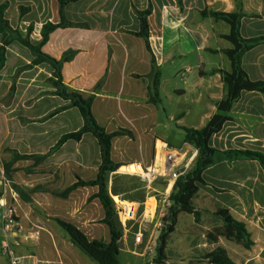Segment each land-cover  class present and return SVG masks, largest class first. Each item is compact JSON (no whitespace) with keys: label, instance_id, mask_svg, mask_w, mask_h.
Wrapping results in <instances>:
<instances>
[{"label":"crops","instance_id":"crops-1","mask_svg":"<svg viewBox=\"0 0 264 264\" xmlns=\"http://www.w3.org/2000/svg\"><path fill=\"white\" fill-rule=\"evenodd\" d=\"M239 3L243 9L242 37L263 36L264 0H82L64 9L66 22L77 26L57 30L50 36L45 50L58 59L68 50L77 51L75 58L65 64L64 83L80 94L95 96L93 114L109 133L119 129L141 133L145 154L142 153L140 160L125 162L132 165L149 162L152 156L147 155L146 146L154 149L159 160L165 152L161 143L164 142L178 153L182 149L178 164L187 159L185 166H188L196 159L198 150L185 140L182 145L174 146L158 135V128L170 124L185 137L184 128L202 129L218 112V104L227 93L222 75L215 71H231V61L224 51L233 45L223 38L230 34V25L209 13H234ZM3 4L8 5L5 19L21 35L26 37L29 26L34 27L33 40H42L45 24L61 22L57 0H0V6ZM149 8L152 10L148 17L150 50L135 35L141 30L138 12ZM5 39L0 33V46ZM15 43L16 40L7 48L14 55H7L8 61L0 72V203L17 208L21 234L25 237L19 240L15 233L11 234V249L17 264H98L57 222L61 219L72 223L90 239L110 243V230L102 222L105 210L100 201L86 199L82 210L74 203L75 197L88 187L79 188L68 199L53 195L76 183L78 178H85L78 174L75 182L63 186L60 150L47 160L52 169L47 173L27 171L29 166L25 168L24 161L16 159L17 155L47 154L64 135L60 119L64 112L55 114L53 126L49 125L51 119L43 127H36V132L22 124L33 100L43 102L39 109L41 116L62 107L63 100L47 82L53 73L47 64L39 68L38 74L33 73L34 69L18 75L17 71H4L11 62L18 69L21 60H27L21 49L14 47ZM242 66L252 81H264V43L243 55ZM42 73L47 79L38 77ZM157 76L159 101L155 103L152 89ZM13 86L15 89L11 90ZM227 115L229 120L212 136L210 146L221 152L249 150L264 154V93L243 91ZM48 134L52 138L50 142ZM113 149L112 145L114 159ZM87 150H78L73 156L72 162L78 168L87 166L86 159L94 151L89 147ZM81 157L85 160H80ZM127 170L135 172L133 168ZM203 178L206 184L200 186L193 198L200 220L194 214H179L166 246L164 264H211L207 256L218 248L226 251L232 264H264V166L257 160L220 158L205 170ZM10 188L17 197L11 195ZM166 194L164 206L169 214L172 205L169 189ZM149 202L154 203L148 214ZM138 203L142 220H153L158 211L157 199L147 197ZM220 209H227L236 221L245 225L253 242L251 248L223 236L216 241L208 238L209 233L225 227L223 220L215 215ZM2 211L0 205V264H11L2 249ZM137 219L128 225H134ZM122 253L131 256L126 264H134L136 258L142 259L141 264L148 263L145 254L138 251L137 243L126 234L121 242L120 261Z\"/></svg>","mask_w":264,"mask_h":264},{"label":"trees","instance_id":"trees-1","mask_svg":"<svg viewBox=\"0 0 264 264\" xmlns=\"http://www.w3.org/2000/svg\"><path fill=\"white\" fill-rule=\"evenodd\" d=\"M60 5L61 22L59 24L47 23L44 25L41 31L42 40L38 45H33L30 42L29 36L33 31V26L28 28V36L22 37L18 29H13L10 22L5 19V10L7 4L0 6V33L3 34L6 39L3 45L0 46V71L4 69L7 61V47L10 46L15 40L19 41L24 46L30 48L38 56L37 64L47 62L53 68V86L57 89L56 95L66 101H71L72 106L79 109L83 119L84 126L77 132L70 133L62 137L55 148L60 147L68 140L81 141L86 134H92L100 146L101 164L99 167L98 175L96 179L85 181L78 178L77 182L66 188L61 192H53V195L61 198L68 199L70 195L77 191L79 188L97 187L98 192L94 194L90 200L98 199L105 210V218L103 223L106 224L110 230L111 241L109 244L103 243L99 240L90 239L80 228L72 223L66 222L61 219H57L58 224L62 229L70 236L71 240L92 260L98 264H121L120 251L121 242L124 239V230L120 221L116 204L113 197L119 195L118 187L114 185V196L110 195L109 180L113 173L119 171L122 167L121 164L116 163L112 158V144L113 140L117 137L132 135L131 131L121 130L113 133H109L105 127L101 126L93 114V104L95 102V96L92 95L85 98L82 94L76 92H68V88L64 85L63 79V67L66 63L71 62L77 55L76 51H68L58 59L52 57L43 52V48L50 40V36L59 29L69 28L77 26L71 22H66L64 17V9L66 6L78 3L82 0H57ZM23 8L21 9V16L23 15ZM152 10L149 8L145 11L138 12L141 30L135 35L142 38L147 48L150 50V27L148 17L151 15ZM209 16L216 20H224L231 27L229 35L223 36L224 39L232 43L233 48L225 50V55L229 58L232 64L231 71L218 70L215 73L222 75L223 82L226 89V98L218 104V112L211 118L208 124L202 129H190L184 128L185 141L193 145L198 150V155L194 160V168L190 169L187 173L180 176L173 187V191L170 195V201L172 205L169 209V215L164 220L166 228L159 237V246L157 248L156 258L152 263L146 264H164L167 260L166 246L170 235L175 231V226L178 221L179 214L190 213L194 214L197 221L200 220V212L193 205V198L199 191L201 185H205L206 182L203 178V173L207 168L212 166L218 159L224 158L229 160L246 158L251 160H257L264 166V154L249 150H230V151H218L210 146L209 142L213 135L219 133L223 128V125L229 120L228 113L231 111L234 103L240 98L243 91H258L264 93V81H252L242 66L243 55L255 48L256 46L264 43V35L260 37L245 39L240 32L241 20L243 18V9L241 3L237 5V12L234 13H221L211 12ZM8 34L10 35L8 37ZM12 36H16L15 39ZM158 76L153 84L152 101L158 103ZM58 111H55L57 114ZM27 155H17V160H26ZM47 155L38 157L39 161H44ZM9 173V170L7 171ZM215 215L220 217L225 227L223 230H216L213 233L208 234V238L212 241H216L219 236H223L228 240H232L251 248L253 242L251 236L248 233L245 225L236 221L227 209L218 210ZM207 258L211 264H232V261L227 256L224 249L218 248L214 252L210 253Z\"/></svg>","mask_w":264,"mask_h":264},{"label":"rangeland","instance_id":"rangeland-1","mask_svg":"<svg viewBox=\"0 0 264 264\" xmlns=\"http://www.w3.org/2000/svg\"><path fill=\"white\" fill-rule=\"evenodd\" d=\"M32 33H33V31H32ZM27 36H28V34H27ZM12 37H14L15 39L17 38L16 36H12ZM22 37H24V36L22 35ZM26 37H24V38H26ZM29 39H30V42L35 46L41 42V41H37L35 39L34 40L31 39V35L29 36ZM16 42L17 43L13 44L14 47L17 50L21 49L22 56H25V58L30 63H27V60L23 59V60H21L22 66L20 68L16 69L13 67L14 63L11 62V65H8L4 71H6L7 73L17 71V75H18V74H22L24 71L34 69L33 73L38 74L39 68L43 65L45 66L46 64H47L46 66H48L53 71V68L47 62H43L41 64L36 65V61L39 59L38 56L34 52H32V50L30 48L24 46L23 44H21L17 40H16ZM68 51H74V50H68ZM68 51H66V52H68ZM43 52L47 55L54 57L52 54L46 52L45 47L43 48ZM10 54H13V53L8 51V49H7V55L10 56ZM7 61H8V57H7ZM7 61H6V63H7ZM35 67H36V69H35ZM64 67H65V65H64ZM64 67H63V69H64ZM62 73H63V70H62ZM38 77H43V78L45 77L46 78L47 76L44 73H42L41 75H38ZM52 77H53V73H52V76L50 77V79L47 80V82H49L51 87L56 89L53 86V83L51 80V79H53ZM63 79H64V76H63ZM79 80L82 82V81H86L87 79H78L77 81H79ZM64 81H65V79H64ZM64 85L66 86V88H68L69 93H71V92L79 93L77 91L71 90L65 83H64ZM14 89H15V87L13 86V88L11 90H14ZM55 93L56 92H54V94ZM57 96H59V95H57ZM83 96L85 98H88L92 95L84 94ZM62 100H63V106L58 108L56 111H58V113L64 112L62 118H60V119H62V122L64 124V135H63V137H64L67 134L79 131L84 126V119H83L79 109L72 106L71 101H66L63 98H62ZM58 102H59V99H58ZM42 103L43 102L39 103L38 101L33 100L31 102L32 108L29 111L30 113L28 114V116L26 115L23 118V121H21L23 125L29 126L28 129L31 130V132H33V131L36 132L38 130L36 127H40V126L43 127V123H46V121H49L51 119H52V122H50L49 125L53 126L55 124V120H53V118L55 117L54 111L52 113L48 114L47 116H41L39 114V112L42 111V110H39ZM50 103H51V100L49 99L48 104H50ZM161 115H162L161 117L165 119L163 112H161ZM57 122L59 123V121H57ZM121 130L122 129H119L117 131H121ZM47 131H48V129H47ZM117 131H114V132H117ZM111 133H113V132H111ZM158 135L163 137L164 140H168L174 146L182 145L184 143V140H185L184 134L182 132L177 131L175 129V127L170 125V124H168L167 127H164L163 125H161L158 128ZM140 136H141V133L132 132L131 136L125 135V136L117 137L113 140L112 145L114 147L113 152H114V159H115V160L114 159L113 160L116 162V159H117L116 163L121 164L122 167L119 169V171H117L116 173H113L110 176L109 191H110V195L113 197L114 196V193H113L114 187L113 186L116 185L118 187L119 192H120L119 195H116L113 197V200L116 204V209L118 211L120 221L121 220L123 221L122 227L124 230V236L126 234L129 240H132L134 243H137L138 251L145 254V259H146L145 261L152 263L153 260L156 258L157 248L159 246V237L164 232V230L166 228L167 223L164 222L165 221L164 219L166 217H168V215H169L168 212L166 211L165 206H164L166 201H167L166 192L169 189V195H171L176 181H171L169 179L168 174H167L171 169L170 168L171 167L170 162H167L168 168H166V162H165V165H163V162H160L158 160V156L154 153V149L153 148L151 149L148 146H146L147 155L152 156V159H150L149 162L144 163V164H136L135 163V165H132V164L125 162V160H132L134 162L136 160L141 159L142 153L145 150H144V147L142 149V145L144 143L141 145L142 139ZM51 139H52L51 136L48 134L47 135V141L50 142ZM81 141L78 142L75 140H68L58 148L57 147L55 148V146H56L55 145L51 149H48L47 154H45V155H47V158L44 161L38 160V157H43L44 155H27L30 157H28L26 160H23L24 161L23 162L24 167L26 168L29 166V168H26L27 171L33 170V171H37L39 173H47V172L52 170L50 168V163L47 162V160H49L51 157H53L60 150V155L62 157L63 165L59 169V172H61L63 175L61 183L63 184L64 187L71 185L73 182H75V179L78 176V174H79V176H83L85 178V181L94 180V179H96V177L98 175L99 167L101 164L100 150H98L100 148V146L98 144V141L96 140V138L92 134H89L88 136H86L84 141H82V142ZM161 143L164 144L165 153L166 154H168V153L174 154V155L178 156L177 161H179V158L181 155L180 152H184V151L181 149L180 152L178 153L177 151H173V149H171L168 146V144H166L164 142H161ZM88 147H89L90 151L92 150V148L94 151L89 156V160L86 159L87 166L84 167V165H81L80 168H78L72 162L73 156L75 157L78 150H80L81 152L85 151V150L88 151L87 150ZM143 154H145V153H143ZM190 155L191 154H189L188 157H190ZM80 160L84 161L85 159L83 160V158L81 157ZM167 160H168V158H167ZM186 162H187V159L184 163H180V164H178V162H177V164L175 163L176 165H174L172 170H178L179 169L181 171H184V174L187 173L190 169L194 168V161L188 166H185ZM158 164H159V166H157ZM127 168H130V169L133 168L135 170V172L131 173L127 170ZM154 169L159 170V175L156 178H154L153 176H149V174H148L150 170H154ZM169 186H170V188H169ZM97 191H98L97 187H94V188L88 187L87 190L84 189L82 192H80L75 197L74 203H76V204L78 203L80 205L81 210L84 209V207L86 205L85 200L90 199L94 194L97 193ZM147 197H155L157 199V202H158L157 214L153 218V220H151V221L150 220L149 221H143L142 218L140 217L141 213H143V212L140 211V204L138 203V201L146 200ZM90 201H92V200H90ZM153 203L154 202H152V203L149 202L147 204L148 208H149V210L147 211L148 214L150 213V209L153 207ZM125 210H126V213H125ZM162 214H164V215H162ZM136 215H137V217H136ZM147 218L149 219V216H147ZM134 219H137L136 223L132 226H129L128 224L132 223ZM178 235L179 234H177L176 236H178ZM128 257H131V256L129 254H125V253L121 254L122 264H126V259ZM134 260H135L134 264H141V262H142V259H140V258H136Z\"/></svg>","mask_w":264,"mask_h":264},{"label":"built area","instance_id":"built-area-1","mask_svg":"<svg viewBox=\"0 0 264 264\" xmlns=\"http://www.w3.org/2000/svg\"><path fill=\"white\" fill-rule=\"evenodd\" d=\"M177 159H178V156L174 154H169V158L167 162H170L171 169L167 174L171 181H176L180 176L184 174V171H181L179 169L172 170L174 165H176L178 162ZM148 174L149 176H153L154 178H156L159 175V170H156V169L150 170ZM5 182H7L6 179H5ZM10 193L13 197H17V194L12 188H10ZM4 194L6 193L4 192ZM0 205L3 208V211L1 213V222L3 225V231H4L2 249H3V252L9 256L10 263L17 264L18 260L15 257L13 250L11 249L9 237L11 234L15 233L19 237V240L21 237L25 238L21 234L22 228L19 222L18 210L15 206L9 205L8 203L3 202V201H1ZM125 213H126V210H125Z\"/></svg>","mask_w":264,"mask_h":264},{"label":"bare ground","instance_id":"bare-ground-1","mask_svg":"<svg viewBox=\"0 0 264 264\" xmlns=\"http://www.w3.org/2000/svg\"><path fill=\"white\" fill-rule=\"evenodd\" d=\"M168 153V152H167ZM167 158H169V153L166 154L165 152L163 153V155L161 156V158L159 159L160 162H163V165H165V162H167ZM159 166V164L157 165ZM162 167V166H161Z\"/></svg>","mask_w":264,"mask_h":264}]
</instances>
